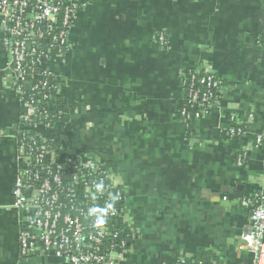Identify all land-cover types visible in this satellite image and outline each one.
I'll list each match as a JSON object with an SVG mask.
<instances>
[{
  "label": "crops",
  "instance_id": "crops-1",
  "mask_svg": "<svg viewBox=\"0 0 264 264\" xmlns=\"http://www.w3.org/2000/svg\"><path fill=\"white\" fill-rule=\"evenodd\" d=\"M161 30L168 48L155 40ZM1 39L0 23V264H22L11 188L23 107ZM70 40L49 65L68 102L69 122L54 131L119 176L138 232L119 264H176L197 253L211 264H253L243 248L250 210L240 201L264 194V142L253 146L264 136V0H93ZM201 65L223 86L216 106L184 125L180 77ZM232 117L245 135H226Z\"/></svg>",
  "mask_w": 264,
  "mask_h": 264
},
{
  "label": "built area",
  "instance_id": "built-area-1",
  "mask_svg": "<svg viewBox=\"0 0 264 264\" xmlns=\"http://www.w3.org/2000/svg\"><path fill=\"white\" fill-rule=\"evenodd\" d=\"M92 1L0 0L1 44L9 56L10 85L23 107L14 135L17 166L11 188L22 264H119L132 251L130 241L137 240L119 176L94 155L70 150L54 131L69 121L51 102L59 96V84L50 80L54 76L49 65L70 50L71 31ZM155 40L169 47L164 30ZM190 70V84L186 93L181 88L183 103L177 112L184 125L208 114L222 88V80L208 65ZM89 127L86 123L80 130ZM247 131L245 123L232 117L225 133L238 137ZM263 142V134H255L253 146ZM250 149L238 152V165ZM240 204L250 210L243 248L252 254L253 264H264V194L242 198ZM185 258L179 257L176 264Z\"/></svg>",
  "mask_w": 264,
  "mask_h": 264
},
{
  "label": "trees",
  "instance_id": "trees-1",
  "mask_svg": "<svg viewBox=\"0 0 264 264\" xmlns=\"http://www.w3.org/2000/svg\"><path fill=\"white\" fill-rule=\"evenodd\" d=\"M190 69H192V68H188V69H186V70L183 71V73H182L183 74V79L182 80H181V77H180V87L183 89V92L184 93H186V89L189 87V84H190V82H189V80H190V74H188L189 72H192V70H190ZM50 80L51 81L52 80H55V78L52 77ZM194 82H195L194 83L195 86H198V84L196 83V81H194ZM222 86H223V82H222ZM24 92H26L25 89H24ZM51 102L54 104V106L60 112H62L68 106V102L63 97H61L60 95L59 96L52 97L51 98ZM71 109H74V107L72 106ZM179 109H180V107L178 108V110ZM107 165L110 166L109 164H107ZM113 171L116 172L115 170H113ZM130 244L131 245H134V243H133L132 240L130 241ZM198 261H201L203 264H211V259H209V257H205V254L202 255L200 253H197V254H195L192 257L185 258L183 264H196Z\"/></svg>",
  "mask_w": 264,
  "mask_h": 264
}]
</instances>
